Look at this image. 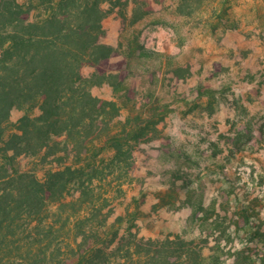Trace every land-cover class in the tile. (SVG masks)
I'll return each mask as SVG.
<instances>
[{
  "label": "rangeland",
  "instance_id": "374dc122",
  "mask_svg": "<svg viewBox=\"0 0 264 264\" xmlns=\"http://www.w3.org/2000/svg\"><path fill=\"white\" fill-rule=\"evenodd\" d=\"M105 7L104 41L117 48L114 73L125 89L104 83L92 92L118 102L124 96L130 104L114 123L131 119L146 135L132 164L104 152L87 196L98 206L85 219L78 221L75 200L51 217L57 230L48 264H70L76 233L91 224L106 225L105 240L115 236L111 251L124 256L111 264H152L159 249L169 264H191L187 252L200 249L221 255L222 264L241 256L242 264H264V0H113ZM23 114L13 109L11 121ZM19 160L41 178L50 165Z\"/></svg>",
  "mask_w": 264,
  "mask_h": 264
},
{
  "label": "trees",
  "instance_id": "16d2710c",
  "mask_svg": "<svg viewBox=\"0 0 264 264\" xmlns=\"http://www.w3.org/2000/svg\"><path fill=\"white\" fill-rule=\"evenodd\" d=\"M111 2L0 0V264H48L57 230L51 217L62 216L61 207L75 200L89 204L78 213V221L85 219L98 206L87 196L95 191L104 152L114 151L112 162L132 164L135 146L146 135V127L131 119L114 123L130 104L124 96L120 104L92 92L104 83L125 89L114 73L117 48L104 41L103 20L110 13L105 5ZM88 67L93 71L87 75ZM15 108L24 114L14 123ZM22 155L48 161L46 175L22 169ZM83 227L71 249L74 256L65 260L111 264L119 255L111 251L115 236L104 239L100 228L106 225ZM156 252L149 262L169 264L167 255ZM221 257L200 249L187 252L186 263L222 264ZM245 258L237 257L233 264L245 263Z\"/></svg>",
  "mask_w": 264,
  "mask_h": 264
}]
</instances>
